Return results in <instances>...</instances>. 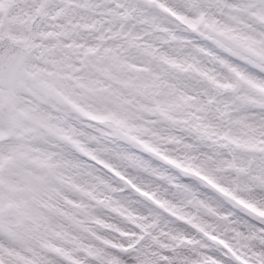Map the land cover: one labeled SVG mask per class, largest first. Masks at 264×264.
<instances>
[{
  "label": "snow or ice",
  "instance_id": "snow-or-ice-1",
  "mask_svg": "<svg viewBox=\"0 0 264 264\" xmlns=\"http://www.w3.org/2000/svg\"><path fill=\"white\" fill-rule=\"evenodd\" d=\"M0 264H264V0H0Z\"/></svg>",
  "mask_w": 264,
  "mask_h": 264
}]
</instances>
